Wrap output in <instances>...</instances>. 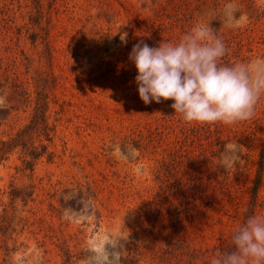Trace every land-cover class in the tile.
I'll use <instances>...</instances> for the list:
<instances>
[{
	"label": "rangeland",
	"instance_id": "obj_1",
	"mask_svg": "<svg viewBox=\"0 0 264 264\" xmlns=\"http://www.w3.org/2000/svg\"><path fill=\"white\" fill-rule=\"evenodd\" d=\"M228 2L0 0V113L9 112L0 115V141H11L30 123L38 92L46 95L53 129L51 140L33 135L34 145L47 144L49 153L33 170L21 147L0 160V264H188L185 245L212 247L244 224L256 181L253 215L264 217V97L253 118L223 125L225 143L211 152L216 126L211 139L204 130L194 137L192 124L179 115L163 125L158 106L175 113L170 100L153 101L148 112L129 60L138 41L151 47L168 41L167 31L153 27L161 18L175 43L210 19L216 35L235 36L234 47L242 46L239 59L231 52L232 64L264 58V0H235L238 15L248 18L238 29L224 24ZM14 80L31 103L15 93ZM184 125L191 126L189 138ZM229 142L241 152L225 171L221 154ZM177 148L200 154L201 170L215 186L205 179L188 198L179 194L189 163ZM14 189L32 196L14 197Z\"/></svg>",
	"mask_w": 264,
	"mask_h": 264
},
{
	"label": "clouds",
	"instance_id": "obj_2",
	"mask_svg": "<svg viewBox=\"0 0 264 264\" xmlns=\"http://www.w3.org/2000/svg\"><path fill=\"white\" fill-rule=\"evenodd\" d=\"M238 12L235 0L223 6L226 27L238 29L248 22L247 16ZM120 39L126 44L127 33ZM228 52L210 19L197 22L178 43L164 40L151 47L138 41L129 60L137 69L140 99L145 105L171 100L175 115L192 125L230 126L250 120L264 97V58L222 65L220 61ZM240 152L237 143L225 144L221 154L225 171L239 161ZM135 171L140 173L142 167ZM232 244L231 251L217 252L210 264H264V217L248 216L236 229Z\"/></svg>",
	"mask_w": 264,
	"mask_h": 264
},
{
	"label": "trees",
	"instance_id": "obj_3",
	"mask_svg": "<svg viewBox=\"0 0 264 264\" xmlns=\"http://www.w3.org/2000/svg\"><path fill=\"white\" fill-rule=\"evenodd\" d=\"M153 27L156 29V31H159L160 33L167 31L166 33L168 36V41L175 43V41L177 40V37L172 33L170 34V31H168L169 28L165 25L163 18L160 19L159 23H154ZM217 36L222 38L226 47L230 49V52H228L226 54V56L220 61V63L222 65H233L230 61L231 60L230 54L234 50V53H238V55H236V56L239 59V57L241 55L239 51H241L242 46H239L238 49L234 47L233 44H236V42H234V39H236L235 36H232L229 38L224 33L217 34ZM6 80L8 81V79H6ZM0 85L4 86V83L1 80H0ZM12 86L14 87L15 93L17 95L21 96V98L23 99V101L25 103L29 104L32 102L31 94L23 86V84L19 83L17 80H14L12 82ZM172 103H173V101L170 100L169 104L171 105ZM155 107H156L155 103L152 102L151 104H149L147 107L148 112H150V113L153 112L155 110L154 109ZM48 108H49V106H48V102L46 100V95H44L42 92H38L37 97L35 99V107H34V110L32 113V118H31L30 123L27 126H25L23 129H21L17 133L16 137H14L11 141H9V142L4 141V140L0 141V160H2L4 158L6 153L10 152L14 148L21 147L22 150L25 152L26 156L31 157V160L25 159L26 167L33 170L34 165L39 158H41L42 156H44L46 154L49 155L47 144L40 143L39 145L35 146L34 141H33L34 133H38L39 136H46L48 138V140L52 139L51 137H49V134L53 129H51V127L49 126V122H48V116H47ZM157 111H161L164 114L163 117L161 118L163 125H165L167 117H171V118L175 117L176 119L178 118V116L175 115L174 112L170 111L169 109L162 108L161 106H158ZM0 115H1V118L5 119L9 115V112L3 111V113H0ZM159 125H160V123H159ZM212 126H207V125L201 126L199 124L192 125L194 137H200V131H202V130H204L207 133V135H210L209 138H211V139L217 135V138H216L217 142L214 144L213 140L211 141V143H212L211 147H210L212 149L211 152L215 151L214 148H216L218 144L225 143V141L223 140V137H222V133H221L223 124L215 125L216 131H218L216 133V135H213L214 129ZM190 127L191 126H187V125H184V127H183L184 134H185L186 138H189V136H187V135L189 134L188 129H190ZM152 133L153 132L151 131L150 134H152ZM152 140H154V139H152ZM178 140L176 142L177 144H179L180 143L179 141H181V140H179V141ZM182 149H181V151H179V149L177 148L176 153L179 155L181 160H184V157H186L188 160L189 164L186 165V172H183V175L184 174L187 175L188 181H186L187 182L186 183V186H187L186 189H182V187H179L178 193L181 194L184 198H188L189 195L194 194L193 190L196 187H200V189H203L205 187V179H207L209 186H215L211 176H209L206 172L204 173V171L201 170V168L203 166L201 164V162H204V160L199 159L200 154H194V153H190V152L185 154V150H182ZM201 154H203L204 158L207 159L206 157L209 154L208 148L203 147ZM217 179H218V177H217ZM259 187H260V183H259V181H256V184L252 189L254 201L251 202L250 210L248 212H246V215L244 218V223L246 222L248 216L253 215V213H254V210H255L254 206H255V203L257 201ZM205 192H207V191H205ZM215 192H216V190H214V192L213 191L211 192L210 200L212 202H213L212 197H213ZM205 194L209 196L208 192ZM13 195H14V197L23 196L24 199L27 200L28 197L32 196V191L22 193L21 191L14 189ZM176 219H178V217H176ZM233 235L229 236V237H221L220 242L218 244H215L212 247H208V248H202V247H196V246H186L185 245V248H187V251H188L187 254L189 255L188 264H197L196 263L197 260H201L203 262V264H210L212 258L216 255L217 252L223 253L226 251H231L234 247V245L232 244Z\"/></svg>",
	"mask_w": 264,
	"mask_h": 264
}]
</instances>
